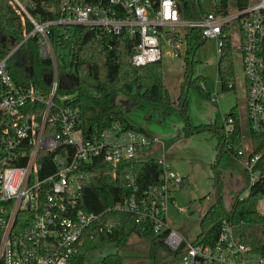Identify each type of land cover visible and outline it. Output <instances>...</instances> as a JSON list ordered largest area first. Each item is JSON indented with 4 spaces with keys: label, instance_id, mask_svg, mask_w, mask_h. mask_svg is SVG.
<instances>
[{
    "label": "built area",
    "instance_id": "1",
    "mask_svg": "<svg viewBox=\"0 0 264 264\" xmlns=\"http://www.w3.org/2000/svg\"><path fill=\"white\" fill-rule=\"evenodd\" d=\"M198 0H194L197 2ZM33 29L4 56L0 55V264H69L90 230L112 231L113 223H100L103 213L81 207L85 180L84 167L94 158H103L116 174L131 161H154L161 165L159 183L140 188L129 182L131 192L106 211L132 214L138 224L149 225L180 264H264V251L256 252L242 242L231 218H225L214 243L189 241L169 226L167 210L185 176L171 170L165 156V142L138 130H123L120 123L86 137L81 129L80 108L66 103L71 95H59L61 76L57 54L49 34L52 26L83 25L101 36L126 33L136 40L132 63L142 66L187 51L186 34L198 29L213 39L221 54L234 31L240 37L250 140L236 155L243 158L248 183L239 199L252 188L262 189L257 210L264 215V146L256 152L253 136L264 135V0H248L223 5L211 0L213 9L187 18L178 0H58L55 18L42 20L29 10L32 0H12ZM39 38V55L51 58L50 90L24 85L10 71L11 58L18 55L30 35ZM164 47H168L164 51ZM234 48V44H233ZM205 88V84L203 83ZM215 98V97H213ZM44 105L40 112V105ZM221 134L228 139L235 130V118L226 116ZM245 137V136H244ZM156 146L161 152H156ZM57 151L52 163L39 160L42 151ZM49 174L42 176V172ZM179 212L184 206H177Z\"/></svg>",
    "mask_w": 264,
    "mask_h": 264
},
{
    "label": "trees",
    "instance_id": "2",
    "mask_svg": "<svg viewBox=\"0 0 264 264\" xmlns=\"http://www.w3.org/2000/svg\"><path fill=\"white\" fill-rule=\"evenodd\" d=\"M30 12L42 20L55 18L58 0H32ZM180 9L187 18L195 17L200 13L210 12L213 7L211 0H178ZM248 0H236L243 7ZM228 5V0H223ZM53 7V8H52ZM33 29V23L21 13L12 3V0H0V55L4 56L10 49L23 39ZM100 32L83 25L73 27L52 26L49 34L51 43L57 54L58 68L61 82L55 101L63 104L59 95L68 94L73 98L72 105L80 108V122L83 134L90 137L97 136L114 122L120 123L123 130H138L148 133L143 127L133 123L128 116L117 109L116 94L123 91L134 99L142 100L158 107L169 109L173 102L169 90L164 84L161 60L142 66L132 63L133 46L136 40L126 33L104 37ZM187 65L194 60L195 52L205 39L198 29H190L186 34ZM39 38L37 34L30 35L27 42L22 44L19 54L11 58L10 71L17 82L24 85H34L48 94L50 85L47 77L53 72V61L39 55ZM233 43L230 39L220 54L218 69L224 89L236 88V73L234 66ZM88 79L96 82L94 86L86 83ZM191 87L204 92V86L198 78H193L189 66L185 71V79L181 84L179 106L187 117V91ZM44 105H40L41 112ZM229 115L235 118V130L228 139L218 133L217 149L222 153L225 147L237 153L244 146V135L241 129L240 116L236 107ZM188 119V117H187ZM209 125V124H208ZM206 125H197L193 131L205 129ZM256 152L264 146V135L253 136ZM55 151H42L39 160L45 164L52 163ZM84 171L88 178L85 180L84 192L81 198V207L86 211L103 213L100 223H113L112 231L90 230L84 237V242L72 255L69 264H86L87 254L103 244L115 242L119 246L126 245L133 234L150 239L149 256L151 264L164 260L162 252L164 245L163 235H157L149 225L138 224L132 214L117 210L106 211L114 206L126 194L131 192L129 182L140 188H147L159 183L156 174L161 172V165L154 161L121 164L114 174V169L101 157L89 162ZM264 173V168L263 171ZM50 171L42 172V176ZM181 184L183 187L187 180ZM248 176H243L242 187L232 197L229 207L218 200L200 218L201 233L198 241L214 243L221 230L222 220L231 218L238 238L251 245L256 252L264 251V215L257 210L262 189L252 188L248 197L239 199L241 192L246 188ZM167 247V246H166ZM168 248V247H167ZM163 255L164 257H161ZM101 264H128L124 254L116 251L103 257Z\"/></svg>",
    "mask_w": 264,
    "mask_h": 264
},
{
    "label": "rangeland",
    "instance_id": "3",
    "mask_svg": "<svg viewBox=\"0 0 264 264\" xmlns=\"http://www.w3.org/2000/svg\"><path fill=\"white\" fill-rule=\"evenodd\" d=\"M229 3L234 7L236 0H229ZM232 40L235 89L222 87L218 69L220 54L216 51L215 41L206 39L196 49L192 67L191 63L187 65L184 51L178 57L165 52L161 59L163 80L173 107H158L134 99L123 91L116 94L117 109L152 136L164 141L166 160L171 170L188 178L186 184L174 193V203L169 204L166 214L169 226L178 230L189 241H194L201 233L200 218L216 202V189L222 198V204L229 207L233 195L240 191L243 176L246 175L243 158L226 147L222 153L217 149L218 133L223 130L226 125L224 120L234 107L240 116L244 142L248 143L250 140L246 86L237 30L234 31ZM168 49L164 47V51ZM188 66L192 69L193 78H198L201 85L205 84V93L196 87L187 91V119L180 109L179 95ZM86 83L91 86L96 84L92 79H88ZM206 124L209 125L205 129L191 132L195 126ZM156 152H161L159 146H156ZM178 205L184 206L185 211L179 212ZM149 244V238L133 234L126 245L119 246L111 242L90 251L86 256V264H101L105 255L116 251L125 255L128 264H151L153 259L148 253ZM163 251L165 257H161L164 260L157 264H180L166 245Z\"/></svg>",
    "mask_w": 264,
    "mask_h": 264
},
{
    "label": "water",
    "instance_id": "4",
    "mask_svg": "<svg viewBox=\"0 0 264 264\" xmlns=\"http://www.w3.org/2000/svg\"><path fill=\"white\" fill-rule=\"evenodd\" d=\"M50 80L51 78L50 77H47V82L48 84L50 83ZM73 100L72 99H69V100H66V103H71ZM156 179L158 180V173L156 174ZM215 195H216V202L218 200V189H216V192H215Z\"/></svg>",
    "mask_w": 264,
    "mask_h": 264
},
{
    "label": "crops",
    "instance_id": "5",
    "mask_svg": "<svg viewBox=\"0 0 264 264\" xmlns=\"http://www.w3.org/2000/svg\"><path fill=\"white\" fill-rule=\"evenodd\" d=\"M150 134V133H149ZM152 135V134H151ZM168 154V153H167ZM166 156V155H165ZM186 177V176H185Z\"/></svg>",
    "mask_w": 264,
    "mask_h": 264
}]
</instances>
